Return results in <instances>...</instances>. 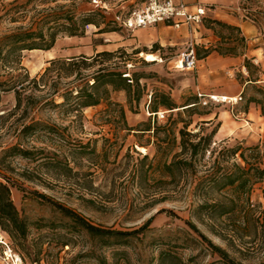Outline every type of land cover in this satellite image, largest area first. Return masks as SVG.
<instances>
[{"label":"rangeland","instance_id":"obj_1","mask_svg":"<svg viewBox=\"0 0 264 264\" xmlns=\"http://www.w3.org/2000/svg\"><path fill=\"white\" fill-rule=\"evenodd\" d=\"M13 1L26 2V0H0V36L21 25L31 26L30 24L42 16L60 15L65 11L80 15L97 10L99 15L97 14L96 19L101 27L111 28V25L106 23L113 20L115 14L133 6L130 3L120 6L123 0H48L44 4L43 0H28L23 17L12 22L1 15L10 6L9 2ZM221 1L222 4L229 3L228 9L233 15L254 20L252 23L258 29L259 39L251 41L248 45L250 48L264 42V0ZM20 15L15 13L14 16ZM152 27L142 28L143 33L123 28L99 33L97 26L87 25L82 38L72 40L68 36L60 35L58 40L56 39L58 43L54 44L50 51H22L20 64L28 71L30 78L39 77L49 65L50 56L67 58L81 53L94 56L103 50L117 49L121 51L107 61L103 56L96 57V64L86 72H93L101 62H104L107 66H113L115 63L123 66L122 70L126 72L123 76H128L132 72H144L146 75L139 81L141 97L137 104L133 103L131 109L124 91L110 92L111 102L120 103L124 107L126 123L130 129L124 128L115 112V106L108 105L105 100L96 106L84 108L81 121L73 112L67 110L68 104L65 107H54L45 103L50 100L60 102L62 100L59 97L60 93L79 85L80 80L75 75L56 78L52 73V77L44 78L45 86L40 88L35 87L32 81L25 82L22 105L19 109L15 108L14 91H0V179H3L1 176H6L13 183L11 186L13 202L20 214L31 221L61 220L55 212L60 207L81 214L91 223L116 230L139 228L151 217L147 231L144 234L140 233L138 241L132 246H114L100 250L109 262L120 256L119 264H157L160 251L172 249L183 262L188 264H214L218 256L211 251L208 245L210 241L225 249L230 258L241 264H264L262 240L264 234L260 232L262 229L258 225L260 221L262 222L260 211L264 207L262 194L264 184L261 181L254 183L250 194L245 195L247 199L242 197L241 205L239 204L234 212L216 219L204 216V223L199 222L192 215V205L195 202V197L191 194L193 183H187L184 188H178L177 191L171 189L170 184L158 186L155 183L157 178L169 179L155 167L157 163L170 161L174 152L179 151L177 146L179 128L189 123L186 126L187 131L206 133L216 126V120L209 125L203 124L202 118L205 116L199 115L203 112L226 109L238 119L245 117L242 112L247 107V111L252 109L249 118L255 125H251L248 134L242 133L221 140L214 137L209 148L212 152L207 151L204 157H199L197 176L205 174L206 170L213 166L215 158L219 159L222 154L225 155L226 150L222 153L224 146L256 145L263 150L264 139L261 140L256 133L259 135L264 133V116L260 109L262 106L264 112V53L261 54L260 51L259 55L252 56L249 48L245 50L244 58L250 59L253 64L251 75L257 81L243 87L244 78L248 75L243 66L244 58L241 57L240 61L237 59L235 62H225L221 57L212 58L207 63L198 61L193 70H181L178 66V55L186 48L188 37L185 35V30L161 26L149 31ZM203 31L197 28L196 36H206ZM216 31L220 34L231 33L233 37L238 35L236 31L219 27H216ZM214 34L221 43L218 34ZM97 42L102 44H96ZM232 42L237 45L236 51H241L237 41L232 40ZM154 44L159 48L152 52L155 48ZM221 44L229 45L224 41ZM196 47L201 53L204 50L201 43ZM148 53L155 54L157 60L149 61L146 56ZM256 58H260V61H256ZM24 69L12 73L24 74ZM53 80H57L56 93H52ZM197 85L200 90L201 88L204 90L197 91L199 90ZM198 92L223 96L240 94L241 100L232 106L224 101L210 103L207 106L199 103L194 110L184 109L190 96ZM161 93L170 95L176 101L177 108L168 110L161 107L159 110L166 112L164 118L157 120L155 116V119H150L148 104L154 95ZM250 98L256 99L257 103L250 101ZM26 107L27 114L24 116ZM253 109L262 118H257ZM177 112L180 114L177 115ZM33 120L49 124L54 130L40 129L30 136L22 135L20 133L22 125ZM147 123H150L152 128L171 123L176 143L161 142L162 148L167 146L166 154L157 150L152 131H142ZM245 125L247 127V124ZM159 136H164L163 130H159ZM12 145L34 150L35 155L29 158L19 155L3 156L2 150ZM138 146L144 147L145 150H139ZM84 147L87 151H81ZM91 148L95 151H91ZM41 149L43 153H39ZM145 154L148 155L145 162L151 161L154 169L148 171V181L140 183L136 168L139 167L141 158ZM235 162H241L238 155L229 156L225 164L230 166ZM69 167L72 168L71 171L68 170ZM193 180V176L187 177L188 182ZM207 196L210 201L226 203L236 194L225 191L213 192ZM89 200H94L95 203L92 204ZM245 210L249 211L247 217L259 220L256 225L258 234L255 237L238 232L235 227L239 223L242 224V214ZM187 221H191L195 229L188 226ZM238 221L240 222L237 223ZM39 234L45 242L42 253L44 259L39 263H31L12 248L8 236L0 231V264H70L75 254L89 249L90 242L83 233L78 235L59 227L57 232L47 228L30 229L31 239ZM187 234L194 236L199 243L187 248L174 245L175 238L179 244ZM63 235L72 244L61 248ZM121 250L126 251V258L114 254L115 251L121 253Z\"/></svg>","mask_w":264,"mask_h":264},{"label":"trees","instance_id":"obj_2","mask_svg":"<svg viewBox=\"0 0 264 264\" xmlns=\"http://www.w3.org/2000/svg\"><path fill=\"white\" fill-rule=\"evenodd\" d=\"M27 1L28 0H26V2ZM26 2H9L10 6L6 8L1 17L4 16L12 22L18 21L17 19L23 17V13L26 10ZM47 2L48 0H43L42 3L44 4ZM15 13L21 15L14 16ZM97 14V10H92L80 15H76L72 11H65L60 15H45L35 20L33 23L34 25L30 24L31 26L27 27L21 25L15 30L0 36V91L15 92V108L19 109L22 105V91L25 88V82L32 81L35 87L40 88L41 86H45L43 82L44 78L47 76L52 77V73H54L56 78L75 75L80 80L79 85L60 93L59 97L62 99L60 102L56 103L54 100H50L45 103L54 107H65V105L68 104L67 110L73 112L74 116L81 121L83 117L82 110L84 108L96 106L105 100L108 102V105L112 104L115 106V112L124 128L130 129L126 123L124 107L120 103L111 102L110 92L124 91L126 93L128 106L131 109L133 103L137 104L141 97V85L139 81L141 78H145L146 74H144V72H132V74L128 76H123V74L126 73L122 70L123 66L118 63H115L113 66H107L104 65V62H101V65L99 64L97 69L93 72H86L96 64V57L103 56L105 57V61H107L121 51L120 49L116 51L103 50L94 56H86L81 53L67 58H51L48 60L49 65L45 67L38 78H30L28 71L20 64L22 51L49 50L54 46L56 39L60 35L82 37L85 33L84 28L87 25L97 26L99 33L122 29V27L118 26L113 20L106 23L111 25V28H106V26L102 28L100 22L96 19ZM250 21L254 23L253 19H250ZM203 23L206 28L217 33L222 42L224 41V43H227L232 38V40H236L243 48L245 47V40L244 37L240 35V28L238 26L213 18H205ZM216 27L229 31H236L238 35L233 37L231 33L220 34L216 31ZM96 44H102V42H97ZM154 45L155 48H153L152 52L157 51L159 48L157 44ZM222 45L223 44L204 48L202 53L199 50L197 51L196 47V56L201 59L212 51H216L220 55H225L227 53L235 54L234 46ZM137 52L138 51H136V53ZM252 65L250 59L244 58L243 66L248 72L244 80L250 81V83L257 81V79L251 75ZM20 69H24V74L12 73V71H18ZM51 85L53 87L52 93H56L58 91L57 80H53ZM250 101L257 103V100L254 98H250ZM31 103L34 104V101L31 100ZM198 104L199 98L197 94H194L190 96L188 102L184 105L186 106L184 109L194 110ZM161 107L168 110L177 108L176 102L170 95L165 93L154 95L148 104L150 119H155V116L151 114L159 111ZM260 109L264 116L263 107L261 106ZM244 111L247 112V107L244 108ZM24 113L25 116L27 114V107L24 109ZM194 113L195 111L192 112V114ZM209 113H211V111L203 112L199 115L206 116ZM176 114L179 115L180 112ZM173 121L175 122V120ZM202 122L204 124L206 121L202 120ZM187 125H189V123H185L177 131L179 135L177 144L179 151L174 152L170 161L157 163L155 167L159 172L166 174L169 179L164 180L162 178H157L155 179V183L158 186L170 184L171 189H176V191L178 188H184L187 183H193L191 194L195 197V202L192 205V215L196 220L204 223V216L209 219H216L234 212L241 203L242 197L247 199L245 195L250 194L254 183L261 181L264 184V143L263 150L256 145L250 147H241L240 145L232 147L224 146L222 153L226 150L225 155L222 154V157L219 159L215 158L213 166L206 170L207 172H205V174L197 176L199 157H204L207 151L212 152L209 148L217 132L219 123L206 133L189 132L186 130ZM40 129L49 131L54 130L49 124L39 120H33L30 123L23 124L20 133L24 136H30ZM159 130H163L164 136H159ZM142 131H152V136L156 139L157 150L162 151L164 154L168 152L166 150L167 146L162 148L161 142L176 143V136L172 130L171 123L167 125H157L153 128L150 126V123H147ZM81 151H87V148H81ZM91 151L94 152V148H91ZM246 151L248 153H246ZM2 153L3 156L6 157L19 155L24 158H29L35 155L34 150L23 148L18 145L9 146L3 149ZM39 153H43V150L41 149ZM235 155H238L241 162H235L227 166L225 164L226 159L229 156L234 157ZM147 159L148 155H143L141 158L142 162L139 167L136 168V175L140 183L147 182L148 171L154 169L151 161L145 162ZM71 169L70 167L68 168L69 171H71ZM188 176H193V182L187 181ZM1 178L3 179H0V231L8 236L12 248L25 260L27 259L31 263H39L44 259L42 253L45 243L40 234L36 238H30V229L32 227L37 230L47 228L52 232H57V228L59 227L78 235L82 233L86 234L90 242L89 249L85 252L75 254L70 264H119L120 256H118L116 260L109 262L100 250L114 246H132L135 241H138L140 237L139 234H144L151 223L150 217L139 228L135 229L116 230L105 228L91 223L81 214L66 207H60V209L55 210L61 220L36 219L31 221L20 214L17 206L13 202L11 197V186H13V183L10 182L9 178L6 176H1ZM225 191L236 194V196L230 198L226 203L208 200V194H212L213 192L224 193ZM262 194L264 198V186L262 187ZM199 199L203 200L200 201ZM89 201L92 204L95 203L94 200ZM248 213L249 211H243L242 224L238 221L237 223L239 224L235 227L238 229V232L255 237L258 234L256 225L259 223V220L247 217L249 215ZM260 213L262 214V222L260 221L258 225L260 229H262L260 232L264 234V207ZM186 223L192 229H195V225L191 221H187ZM262 240L264 243V236H262ZM195 243H199V240H196L194 236H190V234L184 235L179 244L176 238L174 240V245L177 247H193ZM71 244L72 242L63 235L60 247L62 248L65 245ZM208 245L211 251L218 256V259L213 262L214 264H241L230 258L228 252L220 246L210 241ZM116 251L114 254H119L121 258H126L125 250H121V253ZM157 264H188V262H183L176 251L170 249L160 251Z\"/></svg>","mask_w":264,"mask_h":264},{"label":"crops","instance_id":"obj_3","mask_svg":"<svg viewBox=\"0 0 264 264\" xmlns=\"http://www.w3.org/2000/svg\"><path fill=\"white\" fill-rule=\"evenodd\" d=\"M142 1L143 0H123V2L120 4V6L123 7V6H126L129 3L132 4L133 6H136V5H140L142 3ZM183 1L186 3V5H187L189 10H193L195 4L198 3V2L199 3H205V4H211L212 5L211 11H209L207 13L206 18L218 19V20L224 21V22H226L228 24L238 26L240 28V35L243 36L244 40H245V47L244 48H243V46L238 45V46H241V51L240 50L236 51L237 50V45L233 44L232 38L228 41V43H226V44H229L228 46H234L235 47V54L227 53L225 55H220L216 51H212L206 57H204V58H202L200 60H197V62L198 61H205L207 63V62H209L210 59H212V58L215 59V58H218V57L223 58V60L225 62L226 61L235 62L237 59H238V61H240L241 57L244 58L246 56L245 50H247L248 48H249L248 50L250 51L252 56L259 55L260 51H261V54L264 53V42L256 44L252 48H250V46H248L251 41H256V40L259 39L258 29L256 28V26L250 20L243 19L242 17H238V16L233 15V13L228 9L229 8V3L222 4L221 0H183ZM161 26H164V27H167V28H169V27L172 28L169 25H166V24H163V23H158L157 25H155L152 28H150L149 31H153V29L160 28ZM182 28L185 30L186 37H188V34H187V31H186L185 27H182ZM198 29L204 30L203 32H204V35H206V36H196V32H195L194 38H195V42H196L197 45H198V43H201L204 48H208V47H214V46H217L218 44L219 45L221 44L220 42H218V38L214 34V32L211 29L206 28L204 23L201 24L198 27ZM137 30H138L139 33H143L144 32L142 29H137ZM69 38L74 40V39H79V38H82V37L72 36V37H69ZM156 39H158V38H156ZM57 40H56L55 44L58 43ZM51 49L44 50V52L50 51ZM92 50L94 51L93 48H92ZM50 58H52V57L50 56L48 59H50ZM259 59L260 58H256V61H260ZM212 70H214V69H212ZM248 83H250V81L244 80L243 87L246 84H248ZM197 89H199L197 91L204 90L203 88H201V90H200L199 85H197ZM204 93H206V92H204ZM251 110L252 109H248L247 112L243 110L242 115H245V117L236 119V117L231 115L228 110L224 109L222 111L220 109H217V110L211 111V113H209L208 115H206L202 119L204 121H206V122H204V124H206V125L211 124L213 120H216V123H219L217 132H216L214 137L216 139H218V140H221V139L230 138L232 136H235V135H238V134H242V133H247L248 134L249 133L248 129L251 128V125L252 126L255 125V123H251L250 122L249 115L252 113ZM253 112L257 116V118H262V116L259 115L255 109H253ZM245 124H247V127H246ZM256 135L261 140L264 139V133L263 132L260 133V135L258 133H256ZM251 137H252V135H251Z\"/></svg>","mask_w":264,"mask_h":264},{"label":"built area","instance_id":"obj_4","mask_svg":"<svg viewBox=\"0 0 264 264\" xmlns=\"http://www.w3.org/2000/svg\"><path fill=\"white\" fill-rule=\"evenodd\" d=\"M211 8V4L198 2L193 10H189L183 0H143L140 5L132 6L115 14L113 21L128 31L155 26L158 23L169 25L175 29L185 27L188 40L186 48L178 55V66L181 70H193L198 60L194 35L196 29L203 24V20ZM197 96L199 103L203 106L224 101L232 106L241 100L240 94L228 96L226 99H221V96L216 94L201 92H198ZM165 113V110H159L151 115L156 116L157 120H161ZM148 114L150 115V113Z\"/></svg>","mask_w":264,"mask_h":264},{"label":"bare ground","instance_id":"obj_5","mask_svg":"<svg viewBox=\"0 0 264 264\" xmlns=\"http://www.w3.org/2000/svg\"><path fill=\"white\" fill-rule=\"evenodd\" d=\"M146 56H147V58H148L149 61H155V60H157V57L153 53H148V54H146ZM219 96H221V99L228 98V96H223V95H219ZM138 149L141 150V151H144L145 150V148L142 147V146H138Z\"/></svg>","mask_w":264,"mask_h":264}]
</instances>
